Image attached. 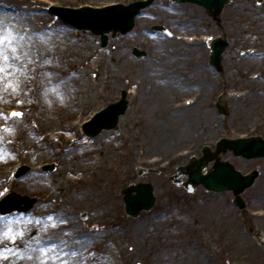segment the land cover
<instances>
[{
    "label": "bare ground",
    "instance_id": "obj_1",
    "mask_svg": "<svg viewBox=\"0 0 264 264\" xmlns=\"http://www.w3.org/2000/svg\"><path fill=\"white\" fill-rule=\"evenodd\" d=\"M27 9L5 7L0 2V36L8 37L0 42L2 93L9 92L6 85L10 82L6 81L14 77L12 95L4 101L0 99L4 107L11 109L6 114L0 108V118L11 120L0 131V141L25 147L20 154L29 159L57 156L62 152L64 163L56 178L44 179L33 168L24 180L16 182L19 187L40 192L43 205L29 214V220H21L14 238L0 242L3 255L0 264H67L66 261L84 264L85 260L107 264L113 254L111 244H119L120 253H128L132 258L143 257L148 264H244L249 261L264 264V256L245 233L235 211L216 200L202 196L189 203L176 200L160 214L164 217L152 223L143 221L135 228L132 222L117 220L116 188L132 174L130 162L137 156L139 147L121 148L109 139L108 133L100 135L101 145L81 141L77 136L75 124L79 119L76 117L82 114L86 103L94 105L106 90L105 87L95 89L81 77V71L76 73L72 67L95 52L88 45L91 39L86 35L74 36L61 25L43 26L42 15L31 13L32 8L25 12ZM260 24L259 18L248 19V28ZM246 55L248 63L234 68L235 74L250 77L254 84V81H264V51L256 49ZM100 62L101 58L96 56L92 64L95 67ZM200 64L193 79L195 83L206 84L210 73L203 61ZM155 66L154 70L144 67L142 72L147 80L132 82L130 90L132 99H136V108L141 106L147 110L150 118L157 113L154 104H163L161 96H165L168 83L175 80L168 74L164 78L160 65ZM178 73L181 79L177 80L188 79L185 69ZM105 74L108 86L116 78L120 79L115 71ZM251 82L243 92L235 88L231 96L264 98V84L257 89ZM244 110L247 111L246 106ZM242 114L246 116L245 111ZM27 117L37 123V132L22 124ZM144 124L138 137L146 135L153 140V136L163 135L156 120L145 119ZM60 142L65 144L61 152L55 146ZM6 163L0 161V183L10 182ZM256 192L264 194L261 190ZM259 200L264 204V198ZM85 203L94 211L93 222L99 224L90 234L77 229L74 216V208ZM173 207L176 209L172 212ZM256 219L264 226V215Z\"/></svg>",
    "mask_w": 264,
    "mask_h": 264
},
{
    "label": "rangeland",
    "instance_id": "obj_2",
    "mask_svg": "<svg viewBox=\"0 0 264 264\" xmlns=\"http://www.w3.org/2000/svg\"><path fill=\"white\" fill-rule=\"evenodd\" d=\"M116 1L128 3L132 0H12L9 3L7 0H0L5 7L14 6L17 9L26 7L28 9L25 12L32 8L31 13L42 15L41 24L43 26L61 25V27L71 31L74 36L86 35L88 39H91L88 45L95 49L93 53L95 55L92 54L90 58L74 63L72 67L76 69V73L81 71V77L92 84L95 89L105 87L106 90L99 96L94 105L86 103L82 114L76 117L79 119V122L75 124L77 136L81 137V141L85 140L87 143L97 146L101 145L100 135L108 133L109 139L121 148L139 147L137 156L130 162L132 174L124 178L116 188V198L119 205L117 220L119 222H132L133 228L143 221L152 223L157 221L160 216L164 217L160 214L175 203L174 201L180 199L189 203L197 196H202L231 207L241 220L245 233L255 241L261 255L264 256V241L260 242V238H264V226L259 224V219H256L264 215V204H261V200H259V198H264V194L256 192L257 190L264 191V157L244 159L233 156L231 153L221 154L223 159L230 161L242 173H247L256 167L261 170V174L254 185L242 193L245 201L243 208L233 204V193L230 190L214 192L198 186L192 193H188L183 187L177 186L171 181V175L178 164L187 163L191 154L199 156L201 146L203 144L212 146V141L220 135L254 134L264 138V102H262L264 98L256 97L260 99L258 101L252 95L244 99L231 96V93L236 91L235 88H238L239 92H243L245 87H248L249 81L251 82L250 77L244 78L236 75V67L248 63L246 54L256 49L264 51V0L261 2L256 0H229L221 13L219 24L196 4L155 0L149 8L142 10L141 15L136 18L135 27L130 32L123 35L116 33L114 36L109 34L105 46H101L99 35L93 34L90 30L77 29L62 22L58 17L51 14L48 8L49 4L76 7L82 4L97 6ZM255 17L259 18L260 26L248 28V19L254 20ZM158 23L165 24L173 32V36L168 37L160 33L151 34L149 32L150 27ZM198 33L209 34L210 36L224 34L229 40V46L224 52L221 71L204 64L205 70L210 73L209 83L206 84L195 83L193 79L198 67L202 66L200 62L206 63V56L207 59L209 57L206 42L196 40L195 37L191 40L186 38L187 35L193 36L192 34ZM133 47L141 51L142 49L145 50L147 57L133 55ZM96 56L101 58V62L99 66L95 65L94 67L92 63ZM78 59L81 60L80 56ZM231 62V67H229ZM157 63L163 71L164 78L168 74L169 78L173 77L177 80L180 78L178 71L185 69L189 72L188 79L185 81L174 80L168 83L165 96H161L163 104L155 102L158 103L154 104L157 113L156 116L150 118L146 113L147 110L141 106L136 108L137 102L136 99H132L130 90L133 88L132 82L147 80L143 75V68L148 67L149 70H154L157 68L155 66ZM109 70L115 71L116 75L120 77V79L116 78L117 81L113 82L111 86L105 84V72H109ZM13 79L14 77L12 80L6 81L10 82L6 85V89H10L7 94L0 90L2 101L12 95ZM182 82L187 83L186 87L182 86ZM254 82L255 84L251 83L257 89H260L264 84L263 80ZM122 90L127 91L128 108L119 118V132L116 133L114 129H104L95 136L85 135L81 128V122L108 103L118 100ZM201 91L204 93L201 94ZM197 92L200 93L201 99L199 98L195 107L181 111L180 108L171 110V104L181 102L182 99L180 98L184 95L190 93L195 95ZM219 95L223 96L229 103V116L227 117L219 115L217 110L212 108L211 99H216ZM246 103L248 104L245 105ZM245 106L247 107V111L244 110L246 116L242 114ZM0 108L7 114L9 107H4L1 101ZM145 119L156 120L158 127L162 129L163 135L160 138L153 136L154 139L150 140L152 138H147L146 135L138 137L139 129L145 128ZM9 121L11 120L7 121L5 118H0V131H3V127ZM22 124L24 126L29 125L28 127L34 132L38 131L37 123L30 117L25 118ZM9 143L0 141V161H6L10 171V182L0 183V193L3 192L2 195L0 194V199L8 192L14 191L21 195H27L34 201L25 211L13 210L6 214L0 213V242H7L9 238H14L21 222H23L21 220L25 218L29 220V214L37 211L43 205V197L40 192L19 187L16 182L24 180L33 168H36L38 174L42 175L44 179L56 178L60 174L62 162L64 163L61 151L65 148V144L62 142L55 145L56 150L61 152L60 155L37 156L34 159L21 156L20 153L25 147H18V144L9 145ZM46 163H54V168L44 171L41 166ZM22 164L27 165L28 169L16 176V169ZM139 168H147L151 171L139 175ZM12 180H14L13 183ZM135 182H150L154 187L156 202L150 210L141 211L137 217H131L125 212L120 190ZM175 209L173 207L171 211L173 212ZM74 216L76 227L83 234H90L93 229L99 227L98 223L93 222L94 211H91L87 203L75 207ZM111 247L113 254L107 264H113V262L116 264H148V260L143 257L132 258L128 256V253H120L119 244H111ZM0 256L3 257L2 254ZM65 263L70 262L66 261ZM84 264H94V262L85 260ZM244 264H255V262L249 261Z\"/></svg>",
    "mask_w": 264,
    "mask_h": 264
},
{
    "label": "water",
    "instance_id": "obj_3",
    "mask_svg": "<svg viewBox=\"0 0 264 264\" xmlns=\"http://www.w3.org/2000/svg\"><path fill=\"white\" fill-rule=\"evenodd\" d=\"M153 0H138L129 4L117 3L104 7L83 6L80 8H69L60 6H51L50 10L63 21L74 25L77 28H87L95 34L101 35L102 45L106 44V32L117 31L126 33L134 25V18L140 12L141 8L148 6ZM177 1V0H175ZM203 5L205 9L213 15H219L223 9V5L227 0H193ZM226 42L223 40H215L212 46V59L218 65L221 59V52ZM137 54H141L136 51ZM126 92H122V99L115 104L108 105L105 109L98 112L94 118L84 125V130L89 135H95L103 128H111L117 123L118 116L122 114L126 107ZM223 147L228 143L236 153H243L247 156L264 155V142L257 137L248 140H231L222 141ZM205 155L196 159L194 156L186 166H178L177 172L172 176L177 184H182L189 191H192L198 184L202 183L206 189L223 190L231 188L235 194L242 192L249 187L259 174V170H255L247 176H242L239 172L233 170V167L225 161L216 159L212 168H207L206 173H202V169L207 166L214 156L209 151L204 152ZM210 154V156H208ZM48 167V166H46ZM188 176V180L183 182L182 178ZM136 191V194H131ZM124 193L125 207L128 214L137 215L142 208H150L154 203L153 187L150 183H139L131 185L122 191ZM34 199L27 196H20L11 193L0 204L1 212L16 209H27L30 207ZM24 203L21 206V203ZM236 202L243 204L240 196H237Z\"/></svg>",
    "mask_w": 264,
    "mask_h": 264
},
{
    "label": "snow or ice",
    "instance_id": "obj_4",
    "mask_svg": "<svg viewBox=\"0 0 264 264\" xmlns=\"http://www.w3.org/2000/svg\"><path fill=\"white\" fill-rule=\"evenodd\" d=\"M8 37L7 36H0V42L7 40ZM5 59H7V57H5ZM13 115H19V113H13ZM49 219H52V217H49ZM54 247V245H53ZM44 251H47V249H44Z\"/></svg>",
    "mask_w": 264,
    "mask_h": 264
}]
</instances>
